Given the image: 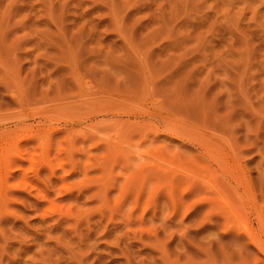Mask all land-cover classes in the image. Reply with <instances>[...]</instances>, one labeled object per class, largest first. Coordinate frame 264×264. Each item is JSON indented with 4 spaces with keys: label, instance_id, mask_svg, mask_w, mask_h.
Masks as SVG:
<instances>
[{
    "label": "rangeland",
    "instance_id": "1",
    "mask_svg": "<svg viewBox=\"0 0 264 264\" xmlns=\"http://www.w3.org/2000/svg\"><path fill=\"white\" fill-rule=\"evenodd\" d=\"M14 129L0 264H264L208 182L264 209V0H0Z\"/></svg>",
    "mask_w": 264,
    "mask_h": 264
},
{
    "label": "bare ground",
    "instance_id": "2",
    "mask_svg": "<svg viewBox=\"0 0 264 264\" xmlns=\"http://www.w3.org/2000/svg\"><path fill=\"white\" fill-rule=\"evenodd\" d=\"M128 124H129V122H128ZM136 127H137V129L139 131H142V130H144L146 128V124L137 123ZM131 129H132V127H131ZM166 129H167V126H166ZM168 129L170 130L169 127H168ZM11 130H13V129H11ZM11 130H5L4 132H0V139L5 140V147L3 149L0 148V163H1V160L3 159V162H2L3 163V167H5L6 171L8 172L7 175L4 178L0 179V194H1L2 197H6V195H8L9 193H12L11 191L14 190L15 188L19 189V186H15V185H11L10 184V179H12L14 177V174H15L16 171H19V170H21L23 168L24 163L26 161V158L24 156H21L19 154L18 155H16V154L12 155L10 153L11 148L14 147L16 149V151H17V148L19 147V145L24 144L25 146H27L30 141H33L36 137H38L37 134L34 135L33 133H31L29 135H23V134L17 135L18 132L15 129L14 130L16 132L15 131H11ZM169 130H167V132ZM150 131H152V129H150ZM15 135H17V140L16 141L13 140V136H15ZM152 135H153V138L151 139V142H154V141H156V139H157L158 135H160V133L157 132V133L152 134ZM171 135H173V134H171ZM201 141H204V140H200V142ZM202 143L203 142H201V144ZM202 146L204 147V144ZM206 148H207V146H206ZM222 160L223 159H221V161ZM51 162L52 161L49 162L47 160V161L44 162V164L43 163L42 164L48 170V172H50L51 175H54V174H56V170L54 168V165ZM64 162L61 161L58 164V169L60 171L66 172L65 171L66 164ZM223 162H224V160H223ZM224 163L222 164L223 166L226 165V161ZM71 166H72V168L76 167V165H71ZM228 166L230 167V165H228V163H227V165L224 167L226 169V171L227 170L230 171L229 173L227 171L228 176L230 175V177H232V175H233V178L235 179V181L237 183H239V182L240 183H244L243 182V177H242V180H241V172H242V171L240 172L241 168H240V170H239V168H231V167H230L231 169H229ZM232 167H234V166H232ZM235 167H237V166H235ZM209 172L212 173L211 176H213L214 179L217 178L218 175L216 173H213L211 171H209ZM237 172L239 174H237ZM227 173L225 174V176H227ZM185 178H184V180H185ZM24 179L26 180L25 176H24ZM25 180H23V182H26ZM64 180H65V178L62 177L61 181H64ZM208 182H210V187L215 191V199L213 198L211 200L212 205H219V206H222V208L224 207L225 208V212L227 211V214L229 213V214H231L230 216H232V217L234 216V218H237L239 220V223H241V226L243 227V229H242L241 226L239 225L240 226L239 229H241V233H243L246 236V238L248 239V242L250 244H252L256 248L258 253L261 254L262 256H264V240H262V237H264V209H262L259 206L260 203L258 204V202L256 200V197H255V195L252 192L251 185H249L247 187L248 188V192L247 191H243V192L239 193L237 188H236L233 192H235V195H237L235 197V199L237 197L238 198H237V200H235V199L232 200L233 198L231 199L229 197L230 195L228 196L227 194H225L224 192L219 190L218 187L215 185V183H213V181H209L208 180ZM231 197H233L232 194H231ZM250 216L251 217L254 216L252 218L257 219V221L259 222V226L257 228L254 227V225L250 222L251 221V219H249ZM237 237H239V235ZM240 238H242V235H241ZM240 238H238V239H240ZM248 244H246V247L247 246L250 247V244L249 245ZM258 253H256V255Z\"/></svg>",
    "mask_w": 264,
    "mask_h": 264
}]
</instances>
